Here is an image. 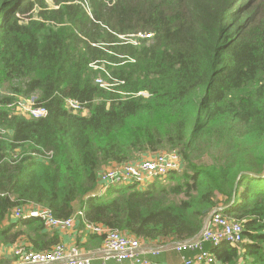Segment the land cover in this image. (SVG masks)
Returning <instances> with one entry per match:
<instances>
[{
  "label": "trees",
  "instance_id": "1",
  "mask_svg": "<svg viewBox=\"0 0 264 264\" xmlns=\"http://www.w3.org/2000/svg\"><path fill=\"white\" fill-rule=\"evenodd\" d=\"M31 97L44 118L8 107ZM0 129V246L59 242L13 221L27 203L144 242L191 239L221 208L244 243L216 264H264V0H0ZM168 151L181 172L92 196L105 168Z\"/></svg>",
  "mask_w": 264,
  "mask_h": 264
},
{
  "label": "built area",
  "instance_id": "2",
  "mask_svg": "<svg viewBox=\"0 0 264 264\" xmlns=\"http://www.w3.org/2000/svg\"><path fill=\"white\" fill-rule=\"evenodd\" d=\"M135 37L149 39L150 35L139 33ZM130 43L135 45L136 40ZM95 83L105 89L111 86L101 78L96 79ZM67 106L73 111L84 110L83 104L76 100H68ZM8 107L33 119L44 118L47 115L46 109L38 105L34 97L21 99ZM2 134H5V131L0 129V135ZM182 169L181 157L175 151L159 152L138 161L112 165L99 173L97 189L92 196H102L108 188L122 185L134 184L144 188L155 180H164L168 174L181 172ZM11 217L14 221L39 219L45 230L56 233L68 232L80 221L85 234L101 238L100 248L89 254H84L78 247L66 246L62 242H58L47 251L37 252L24 242L17 243L9 248L13 264H92L95 261L102 264L110 261L115 264H168L157 260L164 252L178 255V264H216V259L207 246L214 248L225 243L231 247H239L244 243L241 224L224 215L221 208H216L207 215L201 230L193 238L180 242H156L153 245L152 241L144 242L102 224L88 222L83 219L81 211L74 212L66 219H57L49 210L27 203L14 208Z\"/></svg>",
  "mask_w": 264,
  "mask_h": 264
},
{
  "label": "crops",
  "instance_id": "3",
  "mask_svg": "<svg viewBox=\"0 0 264 264\" xmlns=\"http://www.w3.org/2000/svg\"><path fill=\"white\" fill-rule=\"evenodd\" d=\"M74 207H75L74 212L79 211L77 210V203L75 204ZM57 234L59 237V242H62L66 246H76L84 254L95 252L101 246V241L98 239L100 237L85 234L82 223L80 221L76 223V225L74 226L72 230L68 232H64V233L58 232ZM151 244L152 245L156 244V242L152 241ZM9 246H0V256H2L1 258H5V254L9 253L10 251V249L8 248ZM207 248L211 250V247L209 248V246H207ZM157 260L166 262L168 264H178L179 263L178 255H176L173 252L161 253L157 257ZM95 263L102 264L101 262H98V261H95L92 264H95ZM8 264H13V261H10ZM104 264H115V263L110 261Z\"/></svg>",
  "mask_w": 264,
  "mask_h": 264
},
{
  "label": "rangeland",
  "instance_id": "4",
  "mask_svg": "<svg viewBox=\"0 0 264 264\" xmlns=\"http://www.w3.org/2000/svg\"><path fill=\"white\" fill-rule=\"evenodd\" d=\"M84 5L87 6V3L85 2ZM129 39H131V38H129ZM130 41H132V40H130ZM158 182L160 183V180H158ZM18 239H22V238H18ZM20 242H23V241H20ZM20 242H18V243H20ZM11 247H12V245H10L8 248H11ZM10 261H12V256L10 253H6L3 264H8ZM95 264H97V263H95Z\"/></svg>",
  "mask_w": 264,
  "mask_h": 264
},
{
  "label": "water",
  "instance_id": "5",
  "mask_svg": "<svg viewBox=\"0 0 264 264\" xmlns=\"http://www.w3.org/2000/svg\"><path fill=\"white\" fill-rule=\"evenodd\" d=\"M208 213H209V210H205V211H204V214H208Z\"/></svg>",
  "mask_w": 264,
  "mask_h": 264
}]
</instances>
